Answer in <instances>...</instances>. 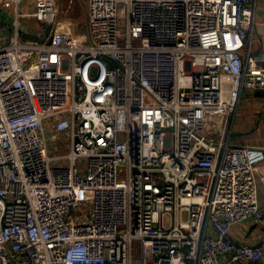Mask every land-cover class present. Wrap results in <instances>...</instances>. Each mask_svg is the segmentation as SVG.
<instances>
[{
    "label": "built area",
    "instance_id": "built-area-1",
    "mask_svg": "<svg viewBox=\"0 0 264 264\" xmlns=\"http://www.w3.org/2000/svg\"><path fill=\"white\" fill-rule=\"evenodd\" d=\"M21 1H0V264H264L227 239L264 228V152L228 128L264 92L252 0H88L77 36L35 0L39 40Z\"/></svg>",
    "mask_w": 264,
    "mask_h": 264
},
{
    "label": "crops",
    "instance_id": "crops-1",
    "mask_svg": "<svg viewBox=\"0 0 264 264\" xmlns=\"http://www.w3.org/2000/svg\"><path fill=\"white\" fill-rule=\"evenodd\" d=\"M22 1L19 5L21 11L25 9ZM60 1L69 2L70 0H56L58 11V3H60ZM87 2L88 0H85V11ZM251 10L252 51L256 53L264 50V0H252ZM11 20L12 15L0 8L1 35L4 38L9 35ZM35 23L38 25V28H31L28 30L23 23L21 38H25V35H27L29 38L39 40L43 36L45 28H42L38 22L35 21ZM62 27L68 30V28L71 29L72 26L69 23H65ZM35 33L38 34V37L34 36ZM228 128L231 132V140L235 145L252 146L264 152V92L260 90H242L240 92L238 105L229 118ZM254 177L257 185L258 203L260 208L264 211V160L254 167ZM227 239L240 244L256 245L264 242V228L256 226L250 221L242 222L232 227L227 234Z\"/></svg>",
    "mask_w": 264,
    "mask_h": 264
},
{
    "label": "rangeland",
    "instance_id": "rangeland-1",
    "mask_svg": "<svg viewBox=\"0 0 264 264\" xmlns=\"http://www.w3.org/2000/svg\"><path fill=\"white\" fill-rule=\"evenodd\" d=\"M71 1V2H70ZM67 1H60L58 3L59 11H57V21L55 27L59 30H66L65 23L71 24V29L68 28V31L72 36H77L79 33L85 32V0H70ZM33 0H24L22 1L23 6L25 9L22 11L24 15V19L22 23L25 24L27 30L31 28H38L35 21L32 19V5ZM58 9V8H57ZM21 23V24H22ZM28 32V31H27ZM35 37H38V34H34ZM23 38V37H22ZM26 40H32L33 38H29L25 35ZM34 40V39H33ZM183 219H186V215H183Z\"/></svg>",
    "mask_w": 264,
    "mask_h": 264
},
{
    "label": "water",
    "instance_id": "water-1",
    "mask_svg": "<svg viewBox=\"0 0 264 264\" xmlns=\"http://www.w3.org/2000/svg\"><path fill=\"white\" fill-rule=\"evenodd\" d=\"M48 30H49V28L48 27H45L43 36H46L47 35Z\"/></svg>",
    "mask_w": 264,
    "mask_h": 264
}]
</instances>
